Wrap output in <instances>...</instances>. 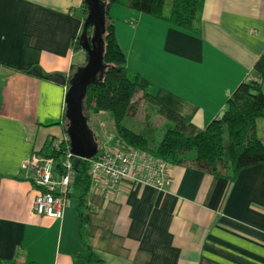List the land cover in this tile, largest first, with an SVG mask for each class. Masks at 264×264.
I'll list each match as a JSON object with an SVG mask.
<instances>
[{
    "label": "crops",
    "instance_id": "crops-1",
    "mask_svg": "<svg viewBox=\"0 0 264 264\" xmlns=\"http://www.w3.org/2000/svg\"><path fill=\"white\" fill-rule=\"evenodd\" d=\"M83 3L0 0V263L264 264V163L233 181L174 166L164 190L123 184L113 196L89 190L61 219L33 212L39 190L24 165L66 134L68 81L86 62ZM116 6L128 70L199 129L264 53V0H203L195 33Z\"/></svg>",
    "mask_w": 264,
    "mask_h": 264
},
{
    "label": "trees",
    "instance_id": "trees-1",
    "mask_svg": "<svg viewBox=\"0 0 264 264\" xmlns=\"http://www.w3.org/2000/svg\"><path fill=\"white\" fill-rule=\"evenodd\" d=\"M101 1L106 11L103 34L106 68L101 82L88 88L83 101L86 117L110 113L114 132L122 142L173 167H192L233 181L242 169L264 163V53L254 65L252 78L239 84L227 99L223 116L199 129L150 95L140 76L128 70L108 11L113 5L124 6L174 28L195 33L199 29L203 0ZM83 9L86 18L85 1ZM87 34H92V28H88ZM79 36L77 48H80ZM144 103L156 109L160 125L144 123L141 131L136 132L125 126L124 121L135 118L138 107ZM259 119L263 120L262 137L258 135ZM158 131L162 133L161 138L157 137ZM75 170L73 196L75 207L81 209L90 189L88 164L80 161ZM80 217L84 224L83 214Z\"/></svg>",
    "mask_w": 264,
    "mask_h": 264
},
{
    "label": "built area",
    "instance_id": "built-area-1",
    "mask_svg": "<svg viewBox=\"0 0 264 264\" xmlns=\"http://www.w3.org/2000/svg\"><path fill=\"white\" fill-rule=\"evenodd\" d=\"M106 142L91 159H80L88 164L89 190L113 196L123 184L164 190L172 183L173 166L168 162L126 145L113 134ZM75 160L65 134L51 138L45 152L33 153L26 161L28 177L39 190L32 203L36 215L61 219L72 207Z\"/></svg>",
    "mask_w": 264,
    "mask_h": 264
},
{
    "label": "water",
    "instance_id": "water-1",
    "mask_svg": "<svg viewBox=\"0 0 264 264\" xmlns=\"http://www.w3.org/2000/svg\"><path fill=\"white\" fill-rule=\"evenodd\" d=\"M84 1L87 6V16L78 44L86 53V62L72 72L64 98L66 135L69 138L70 152L76 157L75 166L79 164L80 159H91L97 152L95 136L88 125V117L84 115L83 101L89 86L101 82L106 68L103 62L105 4L101 0ZM88 28H92L90 36L87 34ZM223 114L224 112L221 116Z\"/></svg>",
    "mask_w": 264,
    "mask_h": 264
},
{
    "label": "rangeland",
    "instance_id": "rangeland-1",
    "mask_svg": "<svg viewBox=\"0 0 264 264\" xmlns=\"http://www.w3.org/2000/svg\"><path fill=\"white\" fill-rule=\"evenodd\" d=\"M113 13H115V11ZM116 17L119 18V20H122L123 18L122 13L119 16L113 17L112 22L116 21ZM144 123H149L150 125H160V119L157 117L156 109L153 106L149 105L148 103L140 104V106L137 109V116L135 118L131 120L126 119L124 121L125 126H127L128 128H132L136 132L141 131L142 125ZM88 125L90 129L95 133L96 137L98 138V142L100 146H103L105 145V143H107L106 137L109 134L116 135L114 132L113 120H112L110 113L103 112L97 115L96 114L89 115ZM257 126H258V133H259L258 135L259 137H262L263 136V120L262 119L258 120ZM161 136H162L161 131H158L157 137L161 138Z\"/></svg>",
    "mask_w": 264,
    "mask_h": 264
}]
</instances>
